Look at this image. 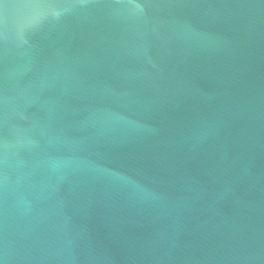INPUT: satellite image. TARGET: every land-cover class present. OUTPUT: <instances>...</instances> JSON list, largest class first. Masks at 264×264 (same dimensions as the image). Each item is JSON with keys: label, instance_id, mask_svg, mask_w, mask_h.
I'll return each instance as SVG.
<instances>
[{"label": "water", "instance_id": "water-1", "mask_svg": "<svg viewBox=\"0 0 264 264\" xmlns=\"http://www.w3.org/2000/svg\"><path fill=\"white\" fill-rule=\"evenodd\" d=\"M0 264H264V0H0Z\"/></svg>", "mask_w": 264, "mask_h": 264}]
</instances>
